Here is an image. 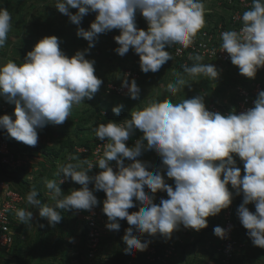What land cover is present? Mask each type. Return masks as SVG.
I'll return each instance as SVG.
<instances>
[{
  "label": "clouds",
  "instance_id": "clouds-1",
  "mask_svg": "<svg viewBox=\"0 0 264 264\" xmlns=\"http://www.w3.org/2000/svg\"><path fill=\"white\" fill-rule=\"evenodd\" d=\"M54 6L77 26L76 35L87 41V48L69 57L61 50L58 37L45 36L20 64L13 60L0 64V98L14 105V118L0 115V129L33 147L38 130L49 123L63 124L74 105L92 100L100 90L103 81L95 75V61L85 58L99 34L118 29L119 35L113 37L118 45L115 53L123 57L131 49L139 58L140 71L155 73L173 59L166 48L173 44L190 48L205 26L203 0H55ZM137 12L147 22L146 30L136 26ZM89 13H95V18L85 30L80 24ZM241 21L239 30L221 33L220 47L242 76L254 79L264 67V0H252ZM11 27V13L0 7V48ZM192 59L196 63L183 67L188 76L218 78L220 70L215 65L202 63L201 55ZM129 75L120 78V87L126 89L128 98L137 100L141 90ZM186 86L178 75L166 87L175 95ZM123 108L117 104L111 111L119 115ZM136 130L143 135L129 147L126 142ZM93 131L97 139L107 141L102 156L95 163L69 156L77 162L59 164L56 178L45 182L54 203H42L35 189L28 191L26 202L36 211L17 209L20 223L35 222L44 228L39 220H46L47 227L55 228L62 213L94 214L102 204L107 230L119 232L121 221L129 225L121 240L124 254L131 256L146 251L153 242L149 238L169 241L181 227L200 232L208 227L207 218L228 209L234 195L242 194L237 218L252 245L264 249V90L258 92L252 107L239 114L209 111L203 95L178 103L166 98L131 111L120 122L101 123ZM148 150L161 158L160 168L152 169L138 159ZM234 155L243 163V175ZM94 168L99 171L90 175ZM68 181L79 187L65 193L60 185ZM100 191L105 195L103 201L94 194ZM158 192L166 193L167 198L161 197L157 204ZM250 204L255 211L249 209ZM133 208L138 210L129 212ZM231 230V225L215 226L213 234L224 240Z\"/></svg>",
  "mask_w": 264,
  "mask_h": 264
},
{
  "label": "rangeland",
  "instance_id": "rangeland-1",
  "mask_svg": "<svg viewBox=\"0 0 264 264\" xmlns=\"http://www.w3.org/2000/svg\"><path fill=\"white\" fill-rule=\"evenodd\" d=\"M205 2L207 5L211 3V9L218 12L212 0H205ZM54 4L55 0H0V7L7 8L12 16V27L8 33V39L5 46L0 48V64L8 60L20 64L26 53L31 51L33 46L45 36L58 37L61 50L69 57L76 51L87 48V41L76 35L77 26L72 24L66 15L61 14ZM70 11L75 13L77 10L70 9ZM94 18L95 13L87 14L83 17L80 27L87 30ZM116 35H119L118 29L99 34L95 47L86 54V59L95 61V75L103 83L100 90L93 95L92 100H85L84 103L73 106L68 120L61 125L49 123L43 129L38 130V142L34 147L16 141L8 136L6 131L0 129L9 140L11 147L24 154L27 160L26 168L6 177L23 196L20 208L36 211L26 202V194L32 189L40 191L43 203H54L45 187V182L56 178L54 174L59 164L77 162L70 161L69 156L86 159L79 155L77 149L101 142L93 131L99 124H107L110 120L115 121L118 118H129L131 111L142 108L150 102L166 98L171 99L173 103H178L183 99L203 95L207 109L212 102L228 101L231 103V100L236 98L237 85L245 84L246 79L239 73L237 67L213 61L201 62L211 63L220 70L217 79L210 80L203 75L190 77L183 72V67L192 66L196 61L182 64L173 56V59L166 62L158 72L143 73L139 69V58L131 49L123 57L115 53L114 49L118 45L113 37ZM166 50L169 51L167 48ZM128 70L139 74L136 82L141 91L137 100H132L126 94H120L109 88L111 83H121L120 78ZM178 75L186 80L188 86L172 95L167 91L166 86L170 82H175ZM117 104L124 105L119 115L111 111ZM3 105L6 107V114L13 116L14 105L3 98H0V115H4L1 110ZM107 114L109 117L105 122L103 117ZM138 159L148 162L152 169L157 168L158 159L151 151H144ZM110 163L115 166L114 161ZM125 163L129 161L126 160ZM169 184L173 185L174 182ZM60 187L65 193L68 192V186L62 184ZM69 187L78 188L79 185L71 182ZM161 197L166 199V193L162 195L156 193L154 202L158 204ZM100 207L102 209V204ZM136 210L138 209H129V212ZM62 215L61 222L55 228L47 227L46 220H39V223L46 225L44 228H39L35 222L22 224L14 216L11 224L15 237L14 243L5 253L0 254V264H78L77 252L81 248L84 229L82 223L72 212L62 213ZM217 216L207 218L208 227L200 232L190 231L187 243L182 247L180 264H210L205 243L211 238ZM103 222L105 228L106 216ZM120 223L119 232L102 229L103 249L108 259L113 262L115 259L118 264L123 263L126 258L123 252L125 245L119 239L123 236L124 229L129 227L126 221ZM70 237L74 238V242L69 243ZM248 253L246 260L237 264H264V249L251 244Z\"/></svg>",
  "mask_w": 264,
  "mask_h": 264
},
{
  "label": "built area",
  "instance_id": "built-area-1",
  "mask_svg": "<svg viewBox=\"0 0 264 264\" xmlns=\"http://www.w3.org/2000/svg\"><path fill=\"white\" fill-rule=\"evenodd\" d=\"M205 26L197 34L194 43L190 48L184 49L178 44H173L169 48L171 55L180 60L182 64H187L190 61H195L192 57L201 55L202 61L218 62L223 65H232L228 54L221 51V33L228 30H239L242 26L241 16L244 11L251 7L252 0H212L215 9H211L212 4L205 2ZM136 26L139 29H147V22L143 16L137 12ZM213 52L216 55H213ZM234 66V65H232ZM236 67V66H235ZM129 78L139 79V74L135 71L128 70L126 72ZM125 72L123 74H126ZM244 85H237L235 88L236 98L224 102H212L209 104V111L219 112L221 114H228L229 112L246 111L253 106V101L259 91L264 90V67L258 69L254 79L245 77ZM109 88L116 92L125 95L126 89L120 87V83H111ZM1 110L6 114V107L3 105ZM124 119L118 120V122ZM139 130L134 131L133 135L126 142L127 146L134 145L137 139L142 137ZM107 141H101L98 144L91 145L90 147H83L77 149L79 153L88 156V160L93 163L102 156L104 144ZM158 159L157 168H160L161 158L152 151ZM0 164L8 172H13L22 167H27V160L24 154L14 150L9 140L6 138L4 132L0 131ZM115 170V166L111 164ZM243 175V165H238ZM167 183L173 182L165 177ZM70 190V181L64 183ZM229 190L232 191L229 185ZM160 195L163 192H158ZM23 196L10 184V181L0 175V254L7 251L14 242V235L12 232V221L15 216V211L20 209ZM252 210L255 211L254 205ZM94 214L80 211L72 212L73 215L82 223L83 226V245L81 250L77 252L78 264H115L112 260L108 259L106 251L103 249V231L104 228V214L101 211L100 205L94 210ZM234 200L228 209H224L219 213L218 225L221 227L232 226L228 238L221 240L215 235L208 240L205 244L207 255L210 256V264H237V259L248 249L247 242L236 234L234 228ZM190 229H181L173 234V238L169 241L163 240L157 236L153 239L149 248L144 252H135L134 255H129L126 264H180L182 261V247L187 243V236Z\"/></svg>",
  "mask_w": 264,
  "mask_h": 264
},
{
  "label": "trees",
  "instance_id": "trees-1",
  "mask_svg": "<svg viewBox=\"0 0 264 264\" xmlns=\"http://www.w3.org/2000/svg\"><path fill=\"white\" fill-rule=\"evenodd\" d=\"M188 63H192V61H190V62H188ZM108 117H109V115L107 114L105 117H103V119L105 120V122H107V120L106 119H108ZM118 120H120V118H118V119H115V121L116 122H118ZM7 138V137H6ZM91 145H89V146H87V147H90ZM148 151H151V150H148ZM152 152V151H151ZM79 153V152H78ZM77 153V154H78ZM153 153V152H152ZM79 155H81L82 157H86V159L88 160V156L87 155H84V154H82V153H79ZM155 156V155H154ZM156 157V156H155ZM234 159L236 160V163H237V166L239 165H243V163L240 161V159H239V157H237V156H234ZM157 162H158V160H157ZM24 167H22V168H19V169H17V170H14L13 172H8V171H6L4 168H3V166L0 164V175L1 176H3V177H8V176H11V175H14V174H17L18 172H19V170H21V169H23ZM99 171V169H97V168H94L93 169V171H92V173H90V175H93V174H95L96 172H98ZM64 186H65V184H63ZM37 192H38V198L41 200V202L43 203V201H42V197H41V193H40V191L37 189L36 190ZM96 196H97V198H98V200L100 201V200H103L104 198H105V195H104V193L102 192V191H100V192H96V193H94ZM233 200H234V212H233V219H234V228H235V231H236V234L238 235V236H240L242 239H244L246 242H247V244H248V249L245 251V252H243L242 254H240V256L238 257V259H237V263H239L240 261H245L246 260V258L248 257V255H249V248H251V241H250V239L247 237V235H246V230L241 226V224H240V222H239V220H238V218H237V215H236V209H237V207L239 206V204L242 202V194L240 195V196H235L234 195V198H233ZM248 207H249V209L251 210V211H253L252 210V206H251V204L250 205H248ZM218 219H219V216H217V221L215 222V224H214V227L215 226H217L218 225ZM213 233H212V235H211V238L213 237ZM210 238V239H211ZM14 239H15V237H14ZM119 240H121V238L119 239ZM209 240V239H208ZM14 243V242H13ZM206 244V243H205ZM82 245H83V238H82V244H81V247H82ZM79 250H81V248L79 249ZM2 253H5V251L4 252H2ZM128 257H129V255H126V258L123 260V263H121V264H126V261H127V259H128ZM209 258H210V256H208ZM114 262L115 263H117V261L114 259ZM118 264V263H117Z\"/></svg>",
  "mask_w": 264,
  "mask_h": 264
}]
</instances>
